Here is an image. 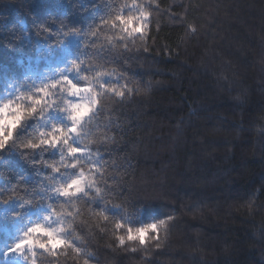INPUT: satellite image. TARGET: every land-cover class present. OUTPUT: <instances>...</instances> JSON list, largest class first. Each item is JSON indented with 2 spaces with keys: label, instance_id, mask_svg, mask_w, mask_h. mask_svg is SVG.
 <instances>
[{
  "label": "trees",
  "instance_id": "trees-1",
  "mask_svg": "<svg viewBox=\"0 0 264 264\" xmlns=\"http://www.w3.org/2000/svg\"><path fill=\"white\" fill-rule=\"evenodd\" d=\"M108 2L0 0V101L12 91L9 82L19 84L29 69L44 71L37 17L86 27L99 22ZM145 2L156 9L148 35L127 52L113 50L115 62L106 65L116 70L117 86L132 91L123 103L106 99L94 129L118 141L100 152L109 172L123 175L130 218L104 221L83 205L78 212L69 206L73 238L91 253L90 264H264V0ZM25 32L27 39L17 41ZM101 42L107 44L103 36ZM0 173V187L27 175V191L22 185L16 193L25 199L38 191L40 178L15 154L0 158ZM166 215L176 222L159 248L147 236L143 245L127 240L128 228ZM17 226L0 215V246ZM36 251V264H84L71 249L56 256Z\"/></svg>",
  "mask_w": 264,
  "mask_h": 264
},
{
  "label": "snow or ice",
  "instance_id": "snow-or-ice-1",
  "mask_svg": "<svg viewBox=\"0 0 264 264\" xmlns=\"http://www.w3.org/2000/svg\"><path fill=\"white\" fill-rule=\"evenodd\" d=\"M105 9L98 23L86 27L69 25L63 18L37 17L36 35L45 42L44 71L29 69L19 84L15 80L9 82L12 91L0 101V158L15 154L40 178L35 186L38 191L34 190L29 199L16 194L22 185L27 191L26 174H17L7 186L0 187V194L11 193L7 198L0 195V215L18 222L11 240L0 246V264H33L37 249L53 256L71 249L78 259L85 258L84 264H90L91 253L79 246V237L73 238L75 212L67 210L69 206L78 212V206L83 205L104 221L115 216L125 221L130 218L127 198L122 194V183H126L123 175L116 179L105 167L107 162L100 152L101 147L107 150L108 145L118 141L107 132L100 138L94 129L100 127L105 100L116 97L123 103L132 91L114 82L116 70L106 67L115 62L109 54L117 48L127 52L129 43L144 39L156 9L145 0H124L119 7L109 0ZM102 36L107 44L101 42ZM27 37L25 32L16 40ZM119 55L122 57L123 52ZM111 126V122L105 125ZM45 154L51 159H45ZM130 160L129 154L125 168L131 166ZM42 168L49 171L42 172ZM116 199L120 203H114ZM57 205L65 211L57 212ZM33 212L40 215L33 219ZM152 219V223L128 228L127 240L143 245L147 236L159 248L176 218L166 215ZM115 227L121 229L123 224L117 222ZM117 240L120 245L125 244V236H118Z\"/></svg>",
  "mask_w": 264,
  "mask_h": 264
},
{
  "label": "clouds",
  "instance_id": "clouds-1",
  "mask_svg": "<svg viewBox=\"0 0 264 264\" xmlns=\"http://www.w3.org/2000/svg\"><path fill=\"white\" fill-rule=\"evenodd\" d=\"M148 206H149V205H147V204L144 206L145 210H146V208H147Z\"/></svg>",
  "mask_w": 264,
  "mask_h": 264
},
{
  "label": "rangeland",
  "instance_id": "rangeland-1",
  "mask_svg": "<svg viewBox=\"0 0 264 264\" xmlns=\"http://www.w3.org/2000/svg\"><path fill=\"white\" fill-rule=\"evenodd\" d=\"M30 260H31V258H30ZM33 264H36L35 262H33Z\"/></svg>",
  "mask_w": 264,
  "mask_h": 264
}]
</instances>
